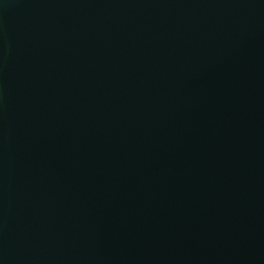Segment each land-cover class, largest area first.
<instances>
[{"label":"water","instance_id":"1","mask_svg":"<svg viewBox=\"0 0 264 264\" xmlns=\"http://www.w3.org/2000/svg\"><path fill=\"white\" fill-rule=\"evenodd\" d=\"M0 264H264V0H0Z\"/></svg>","mask_w":264,"mask_h":264}]
</instances>
